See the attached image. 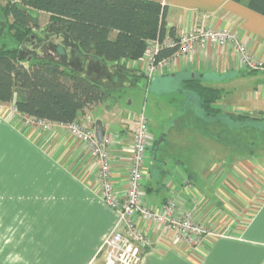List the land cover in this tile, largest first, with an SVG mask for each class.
<instances>
[{"label":"crops","instance_id":"crops-1","mask_svg":"<svg viewBox=\"0 0 264 264\" xmlns=\"http://www.w3.org/2000/svg\"><path fill=\"white\" fill-rule=\"evenodd\" d=\"M152 1L167 6V28H174L175 34L181 30L193 29L197 23L203 21L210 28L233 31L250 47L255 56L264 57V17L249 10L245 5L232 0ZM44 15L49 18V15ZM64 38L66 42L67 37L64 35L50 36V40L57 46L62 44ZM70 48L73 49V55H79L81 66L84 63L82 53L74 45ZM149 48L150 44L145 56ZM71 49H68L69 53ZM94 64L100 66L101 71H105L103 83L107 84L112 95L122 87H132L134 79L144 77L140 75L143 73L139 71L137 62L122 63L126 65L127 71L118 67V64L106 65L93 60L89 68ZM251 73L257 72L244 69L239 58L229 49L209 45L206 50L193 56L170 60L162 74L148 80L151 91L159 96L167 95L171 93L170 88L177 87L184 101L183 119L179 125L189 127L193 124L199 128V133L204 137L203 141L207 143L210 140L211 142H208L213 145L216 142L213 137L208 136V131H212L210 128L215 119L204 114L197 93L185 88L187 82L196 79L206 87L222 91V99L214 105L221 113L217 119H228L231 114L250 117L257 111L254 107L257 104L261 105L257 117L263 118L264 72L261 78L254 79L252 87L246 89L245 101L248 104L245 105L244 101L232 105L224 98L227 93L239 91L242 83L252 76ZM251 101L256 103H249ZM116 104L117 99L109 108H106L107 105L103 106L110 111ZM11 106L12 104L0 105V197H31L37 196L38 191L48 193L55 190L61 191L63 198L73 195L82 197L84 205L72 210L68 205L67 208L63 206L62 213L78 214L80 234L91 242L85 249L88 255H93L89 262L98 257L96 264H104V260H99L101 256H98V252L104 238L112 231L117 217L97 193L95 170L86 147L71 140L62 127H56L53 132L45 134L21 126L11 118ZM194 107L197 112H193ZM197 119L204 120L208 125H199ZM121 123L123 126L116 135H119L122 141L113 151V181L118 193L125 190L127 180L123 158L131 141L130 122L124 120ZM103 125L110 131V124ZM226 128L222 123L218 131L227 132ZM181 134L184 137V146L181 148L185 150L188 148V131L185 130ZM216 144L221 146L220 159L227 157L230 161L231 170L228 173L220 169L213 172L204 170L202 175L206 183L200 190L196 186V173L188 168H175L170 180L162 183L166 191L160 198L155 184L157 182L160 186V182L155 180L150 166V161L157 158L155 148L158 145L152 143L153 159L149 157V175L146 179L147 204L160 210L175 191L183 197L184 208L194 219L221 236L208 239L200 251L191 252L185 245L177 243L172 236L166 235L163 230L146 225L145 231L151 245L143 255L141 264H264V159H248L240 154L235 158L234 153L231 155L229 142ZM166 174L164 170L160 171L161 176ZM51 212H56V209Z\"/></svg>","mask_w":264,"mask_h":264},{"label":"trees","instance_id":"trees-1","mask_svg":"<svg viewBox=\"0 0 264 264\" xmlns=\"http://www.w3.org/2000/svg\"><path fill=\"white\" fill-rule=\"evenodd\" d=\"M232 1L264 17V0ZM2 11L12 19L8 30L15 47L0 46V105L14 104L21 114L58 124H71L86 109L98 105L109 108L116 102L103 83L105 71L95 64L89 68L92 60L118 64L127 71L122 63L141 60L150 41L162 43L167 33L176 39L174 28L167 30V6L152 0H10ZM41 13L49 15L44 27L40 26ZM34 31L64 35L66 42L65 38L60 46L49 42L50 57L32 58L22 48ZM72 45L82 53L81 66ZM177 50V45L161 48L155 62L171 58ZM187 83L185 88L197 93L204 114L218 121L221 113L214 105L222 99V91L196 79ZM221 120L243 122L244 126L245 121H264V117L231 114Z\"/></svg>","mask_w":264,"mask_h":264},{"label":"rangeland","instance_id":"rangeland-1","mask_svg":"<svg viewBox=\"0 0 264 264\" xmlns=\"http://www.w3.org/2000/svg\"><path fill=\"white\" fill-rule=\"evenodd\" d=\"M7 1L0 0V46L15 47L13 35L8 30V24L12 19H8L2 11ZM48 21V16L40 14L41 27H44ZM49 42L52 43L50 35L42 31H34L33 36L25 42L22 51L29 53L32 58L33 56L48 58L52 55ZM23 57L21 56V59ZM251 74L249 80L242 83L239 91L225 94L224 98L228 103L233 105L245 101L246 89L252 87L254 79L261 78L263 73ZM134 80L132 87H122L113 93L117 99L113 110L108 111L103 105H98L88 113V116L95 123L101 121L110 124V131L115 134H119L123 126L122 121L127 120L131 125L132 117L138 119L143 115L146 118L151 142L158 145L155 148L157 158L152 157V145L149 155L153 159L150 161V166L155 180L160 182V186L155 183L160 198L166 191L162 183L170 180L175 168L178 170L188 168L196 173L198 177L196 186L200 190L206 183L202 175L204 170L213 172L220 169L228 173L231 170L230 161L226 159L227 157L220 159L221 146L216 144L217 142L224 144L229 142L231 155L234 153L235 158L240 154L241 157L248 159L250 157L259 161L264 159V121L249 120L251 122L245 121L247 124L242 126L243 122H235L234 125L232 122L226 124L219 119L210 128L212 131H208V136L213 137V141L216 142L211 145L210 140L207 143L203 141L204 137L199 133V128L193 124L189 127L179 125L183 119L184 101L177 87L170 88L171 93L159 96L151 91L148 78L139 77ZM244 103L246 105L247 102ZM254 107L257 111L250 115L251 118L259 115L258 110L261 105L257 104ZM193 112H197L195 107ZM197 120L201 126L208 125L202 119ZM222 123L224 128L228 127L227 132L218 131ZM182 128L183 131H188V148L185 150L181 148L184 146ZM162 139L164 141H161ZM161 170L167 174L161 176ZM223 191L228 195L224 188ZM37 193V196L31 197H0V264H96L95 260L98 257L89 262L93 255L90 256L85 252L91 242L80 234L78 214L62 213L63 206L67 208L68 205L72 210L84 205L83 198L74 195L63 198L61 191L56 190ZM220 194L224 197L222 193ZM52 209H56V212H51ZM100 259L104 260V255Z\"/></svg>","mask_w":264,"mask_h":264},{"label":"built area","instance_id":"built-area-1","mask_svg":"<svg viewBox=\"0 0 264 264\" xmlns=\"http://www.w3.org/2000/svg\"><path fill=\"white\" fill-rule=\"evenodd\" d=\"M149 44L148 54L136 61L139 71L148 78L162 74L170 60L193 56L206 50L209 45L229 49L248 71L264 72V57L255 56L236 33L229 29L210 28L203 21L197 23L193 29L181 30L176 34L175 40L167 33L162 43L153 40ZM176 45L178 50L171 58L155 62L161 48ZM11 107V118L21 126L45 134L53 132L56 127H62L71 140L86 147L95 170L97 193L117 217L112 231L104 238L98 252V256L104 255V264H141L143 255L151 245L145 231L146 225L163 230L166 235L172 236L177 243L185 245L191 252L200 251L208 239L221 236L194 219L191 213L185 210L183 197L175 191L160 210L147 204L146 179L149 175V152L152 142L147 120L143 115L138 119L132 117L129 128L131 141L123 158L127 181L124 192L118 193L113 181V151L122 139L104 127V136L99 143L95 122L88 116L89 109H86L81 120L71 124H58L21 114L14 104Z\"/></svg>","mask_w":264,"mask_h":264},{"label":"water","instance_id":"water-1","mask_svg":"<svg viewBox=\"0 0 264 264\" xmlns=\"http://www.w3.org/2000/svg\"><path fill=\"white\" fill-rule=\"evenodd\" d=\"M31 60V58L28 59V62ZM95 130H96V137L99 143L102 142V138L104 136V125L103 123H96L95 125Z\"/></svg>","mask_w":264,"mask_h":264}]
</instances>
